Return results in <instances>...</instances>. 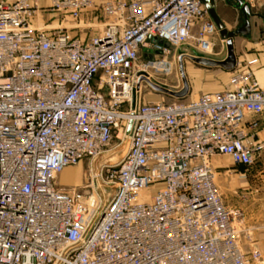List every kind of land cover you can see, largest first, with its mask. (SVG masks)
Segmentation results:
<instances>
[{
  "label": "built area",
  "instance_id": "2783aa9c",
  "mask_svg": "<svg viewBox=\"0 0 264 264\" xmlns=\"http://www.w3.org/2000/svg\"><path fill=\"white\" fill-rule=\"evenodd\" d=\"M96 3L0 0V264L259 262L206 162L255 165L264 85L246 68L231 89L146 102L143 61L214 54L216 21L202 0H102L100 31L70 34ZM47 13L62 18L34 23ZM114 138L123 157L94 167ZM83 160L85 183L60 186Z\"/></svg>",
  "mask_w": 264,
  "mask_h": 264
},
{
  "label": "rangeland",
  "instance_id": "374dc122",
  "mask_svg": "<svg viewBox=\"0 0 264 264\" xmlns=\"http://www.w3.org/2000/svg\"><path fill=\"white\" fill-rule=\"evenodd\" d=\"M101 1L96 0V8H93V10L83 11L81 20L70 21L69 24L64 23L66 26L73 27L69 30L70 34L88 36L100 31L103 27L101 24L103 17L99 16L101 15ZM243 1L250 5L251 34L249 37L237 35L234 38L237 62L242 61V65L239 66L237 64L234 70L227 71L219 66H204L189 57H184V72L189 84V93L184 98L185 100L197 98L206 92L231 89L233 87V75L236 72L246 70V68L253 71L259 82L264 85L256 73V68L260 67L257 63L258 61H256V58L247 59L249 53L258 52L259 42L263 43L262 46L264 48V0ZM218 3L219 8L208 9L206 7L208 9L207 20H214L218 11L222 10L225 18L221 21L225 29L228 31L236 30L243 23L242 12L232 7H227L221 0H218ZM61 18V14L47 13L46 15L38 16L34 23L40 26L48 25L54 21H60ZM224 40L226 41V38L222 35V31L219 28L215 36V53L222 52L224 45H226ZM145 62L143 61L148 73L144 77L148 80L170 90L183 88V78L176 54L173 52L161 54L158 56L157 63ZM246 65L248 67L245 68ZM142 81L143 95L146 102H170L177 99L169 94L157 92L146 79H142ZM259 133L261 139L264 140V126H262ZM117 142V139L114 138L109 145V148H113V150L97 158L94 161V167L99 168L104 163H117L123 157L128 145L124 144L114 149ZM210 163L214 167L215 181L224 204L232 210L239 211L235 226L239 232L243 251L249 256L253 250H260L262 259L259 262H252V264H264V149L255 165L250 168L234 164L231 157L224 154H217L211 157ZM88 167V160H83L77 165L68 166L63 173L61 172L57 176V183L60 186H82L87 179Z\"/></svg>",
  "mask_w": 264,
  "mask_h": 264
},
{
  "label": "water",
  "instance_id": "95a60500",
  "mask_svg": "<svg viewBox=\"0 0 264 264\" xmlns=\"http://www.w3.org/2000/svg\"><path fill=\"white\" fill-rule=\"evenodd\" d=\"M208 9L214 8L213 0H202ZM236 7H243L245 11L246 20L242 26L236 30L228 31L225 29L223 22L219 18H215V21L222 31V35L226 38V45L220 53H205L199 49L191 46L190 44H183L176 50V56H178L179 69L183 78V88L180 90H170L162 85L151 82L146 77H141L140 80L146 79L150 86L160 93L169 94L177 99H184L189 93V84L184 72V57H189L193 61L208 67L219 66L227 71H232L236 68L237 57L234 48V38L237 35L249 37L251 34V23L247 16L250 11V5L243 0H234ZM168 45V44H167ZM153 59V58H152ZM132 123L129 126V131Z\"/></svg>",
  "mask_w": 264,
  "mask_h": 264
},
{
  "label": "crops",
  "instance_id": "0c3cea01",
  "mask_svg": "<svg viewBox=\"0 0 264 264\" xmlns=\"http://www.w3.org/2000/svg\"><path fill=\"white\" fill-rule=\"evenodd\" d=\"M221 1H223V3L226 5L224 0H221ZM213 2H214V8L215 7L219 8L218 0H213ZM221 6H222V4H221ZM227 7H229V6H227ZM216 18H219L220 20H222V19L224 20L225 15H224L222 10L218 11V13L216 14ZM214 21H215V19H214ZM262 44H263L262 42H259L258 45H260V47L257 48L258 52L249 53L247 55V59H250V60L253 59V58L258 59L257 63L260 65V67L256 68V73L258 74L257 75L258 78L261 79L263 81V83H264V48H263ZM259 49H261V50H259ZM241 65H242V61H241L240 66ZM246 67H248V66L246 65L245 68ZM251 68H252V66H251Z\"/></svg>",
  "mask_w": 264,
  "mask_h": 264
},
{
  "label": "flooded vegetation",
  "instance_id": "af4514ba",
  "mask_svg": "<svg viewBox=\"0 0 264 264\" xmlns=\"http://www.w3.org/2000/svg\"><path fill=\"white\" fill-rule=\"evenodd\" d=\"M224 1H225L227 6L232 7L234 9H236V10H240L242 12V14H243V23L240 25V26H242L244 24L245 20H246L245 11L243 10V7H236V3H235L234 0H224ZM247 16H248V18H250L251 10L249 11V13H247ZM263 19H264V17H263Z\"/></svg>",
  "mask_w": 264,
  "mask_h": 264
},
{
  "label": "bare ground",
  "instance_id": "6f19581e",
  "mask_svg": "<svg viewBox=\"0 0 264 264\" xmlns=\"http://www.w3.org/2000/svg\"><path fill=\"white\" fill-rule=\"evenodd\" d=\"M147 73H148V71H147L146 69H142L141 76H146ZM112 150H113V149H112ZM206 163L209 164V165H211V163H210V159H208ZM211 166H212V165H211ZM67 168H68V167H66V168L63 170V172H64ZM63 172H62V173H63Z\"/></svg>",
  "mask_w": 264,
  "mask_h": 264
}]
</instances>
